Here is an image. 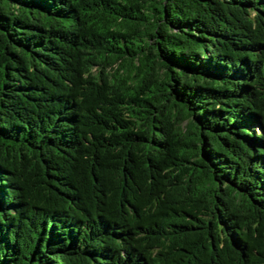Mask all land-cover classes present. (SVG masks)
Wrapping results in <instances>:
<instances>
[{
  "label": "trees",
  "instance_id": "1",
  "mask_svg": "<svg viewBox=\"0 0 264 264\" xmlns=\"http://www.w3.org/2000/svg\"><path fill=\"white\" fill-rule=\"evenodd\" d=\"M0 264H264V0H0Z\"/></svg>",
  "mask_w": 264,
  "mask_h": 264
}]
</instances>
